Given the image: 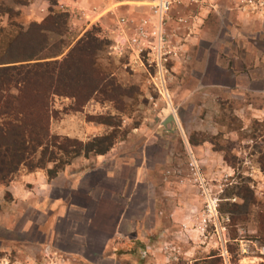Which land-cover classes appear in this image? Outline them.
I'll use <instances>...</instances> for the list:
<instances>
[{"label": "rangeland", "instance_id": "obj_1", "mask_svg": "<svg viewBox=\"0 0 264 264\" xmlns=\"http://www.w3.org/2000/svg\"><path fill=\"white\" fill-rule=\"evenodd\" d=\"M27 2L0 0V54L27 29ZM112 18L103 33L94 24L79 34L68 18L59 32L43 30L48 42L40 54L49 58L37 61L62 60L88 34L97 74L87 86L95 89L85 102L52 93L49 133L57 139L47 149L56 159L44 155L43 143L32 154L43 167L21 165L0 183V264L15 252L41 264L61 257L71 264H194L209 257L216 264H264V0H214L187 34L184 16L171 14L161 73L147 52L114 53ZM104 135L113 136L106 153L84 151ZM125 176L136 183L123 187ZM170 199L191 211L167 232V215L176 213L168 210ZM90 206V214L106 212L115 228L96 226L89 250L76 251L69 241L60 247L63 232L88 237ZM131 230L153 231L144 238L149 244L127 248Z\"/></svg>", "mask_w": 264, "mask_h": 264}, {"label": "trees", "instance_id": "obj_2", "mask_svg": "<svg viewBox=\"0 0 264 264\" xmlns=\"http://www.w3.org/2000/svg\"><path fill=\"white\" fill-rule=\"evenodd\" d=\"M66 20V12L50 7L45 19L31 22L24 32L12 38L6 50L0 54V183L2 184H7L21 165L30 170L43 167L44 163L41 160L35 162L32 158V154L36 152L34 149L42 146L43 143L44 155L49 154L50 159H56L54 152H49L47 149L51 145L55 146L52 140L57 139L49 133L50 115L47 109L49 96L55 92L66 93L74 96L76 102H85L94 92L95 88L87 86L97 74L93 67L94 60L91 58L94 50L91 48L92 39L87 37L88 34L85 33L86 37H80L62 60L37 61L49 58L40 54L46 49L48 42L43 30L59 32L60 27L65 26ZM11 86L16 92H13ZM112 137V135L96 137L85 144L84 151L104 154L113 144L110 139ZM206 140L208 139H202V141ZM67 142H69L68 138L61 147L64 153L68 151ZM189 142L193 145L197 143L191 136ZM73 153V157L79 154L76 149ZM60 162L59 160L55 165L58 167ZM52 173L54 174L53 170L48 171L50 178ZM217 260L216 257H209L195 261L194 264H216Z\"/></svg>", "mask_w": 264, "mask_h": 264}, {"label": "crops", "instance_id": "obj_3", "mask_svg": "<svg viewBox=\"0 0 264 264\" xmlns=\"http://www.w3.org/2000/svg\"><path fill=\"white\" fill-rule=\"evenodd\" d=\"M213 1L214 0H192V1L191 0H181L182 3L175 4L171 7L170 13L171 14L177 13V15L184 16V19L186 22L184 25L181 23L180 26H181V28L184 29L185 34H187L188 31H194L198 26H201V23L206 18V14L208 13L209 9L213 6ZM26 4H27V6H29L27 13L30 17L29 18L30 20H29L28 25L31 22H40L43 19H45V17L49 13L50 7H53L56 10L59 9V11L67 13L68 22L73 25V29L76 32L79 31V34H81L82 32H85V30H88V28L92 27L94 24H98L96 26H99L102 33H103L106 31L105 29L109 27V24L112 23V21H113L112 15L113 14L117 16L118 13L121 14V12L123 13L125 11H128V12H135L136 15H138L140 13V11L142 10L140 8L133 7L131 5H129V6L123 5V6H118L116 8H110L111 7V0H53V3L51 2V0H28V2ZM170 13H169V22L171 20V14ZM185 29H187V30H185ZM189 35H191V34H189ZM184 38H186V37L184 36L183 39ZM186 39H188V38H186ZM135 168L138 169V164H136ZM222 168H223L222 164L218 166V169H222ZM130 170H132V169H130ZM141 173H140V175H141ZM125 178H126V176L121 178V182ZM115 179L120 181L118 178H115ZM136 180H137V178L135 179L134 177H131V179H129V180L127 179L126 181H123L122 185H124L123 187H125V184L127 182L129 185L131 183L134 184V183H136V182H134ZM139 181L141 182V179L138 180V182ZM140 182H139V184H140ZM90 198H92V197H90ZM90 200L93 201L92 199H90ZM162 200H164L165 203H167L166 201L168 200V198L164 199V197H162ZM181 201L182 200L176 201V200L170 199V202L168 203V210H169V208L173 207L174 209H176V213H175V215H173V217H169V215H167V218L170 222L169 225L167 226V230H166L167 232L171 231V230L177 231V229L179 228V225L177 223H178V221H181L182 212L185 211L186 215H188L191 211V207H187L184 209H182V207H179L178 203H181ZM138 202L140 203L139 199H138ZM128 204H129V200L128 201L125 200L122 210L125 209V211H127L126 208H127ZM92 210H94V208H92V206L88 207V213ZM93 214H90L87 217L85 224H84V226H86V228H87V233H88L87 236L88 237L78 239V238L74 237V235H73L75 233L74 230L66 231V233L63 232L62 234L64 237L60 238V247L65 246V242L69 241V242L76 243V249H77L76 251L84 250V249L89 250V249L93 248L92 247V244H93L92 240H93V236L96 235V232H95L96 226L104 224V225L109 226V227L114 226V228H115V225L113 224V222L111 223L112 218L110 216H108V214L106 212L102 213L100 215L98 212L94 215ZM123 215L125 218L129 219V217H132L133 214H127V213L123 214L121 212L120 217L124 218ZM118 218H119V216L116 218L115 223L117 222ZM99 221H102V222L100 223ZM150 231L151 230H146L145 232H142L141 234H138L134 230L129 231V233L126 235V240H127L126 245H128L127 248H129V249L130 248L131 249H136V248L142 249V248H144L146 245L145 243L149 244L148 240H147V242L144 240V238H146L145 236H148V234L150 236L151 233H153V231L152 232H150ZM68 234L72 235V236H70V237L66 236ZM154 235H152L151 237H148V238L153 239ZM110 236H113V235H110ZM66 237H68V238L66 239ZM55 239H57L56 236H54L53 240H55ZM124 239H125V236H124ZM153 240H155V239H153ZM15 253L16 254L13 256V259H11L9 261V264H41V260L39 263H37V261L35 259H31L30 257H27V255H25V254L21 255L20 253H17V252H15ZM69 258L61 257L60 260H57V261L55 260V262H53V263H58V264H68L69 263V264H71ZM95 261H97V260H95ZM51 262H52V260H50V262H48V263L51 264ZM93 263H96V262H93ZM1 264H3V262H1ZM43 264H44V262H43ZM75 264H77V263H75Z\"/></svg>", "mask_w": 264, "mask_h": 264}, {"label": "built area", "instance_id": "obj_4", "mask_svg": "<svg viewBox=\"0 0 264 264\" xmlns=\"http://www.w3.org/2000/svg\"><path fill=\"white\" fill-rule=\"evenodd\" d=\"M180 3L181 0H111L110 8L131 5L142 9L137 17L130 16L128 12L116 16L114 53L129 50L139 56L147 52L151 57L150 63L161 73L162 61L167 54L165 46L169 42L166 32L169 13L173 5ZM179 21L185 23L181 18Z\"/></svg>", "mask_w": 264, "mask_h": 264}, {"label": "water", "instance_id": "obj_5", "mask_svg": "<svg viewBox=\"0 0 264 264\" xmlns=\"http://www.w3.org/2000/svg\"><path fill=\"white\" fill-rule=\"evenodd\" d=\"M171 117V118H170ZM169 118H167L166 120H165V122H168L170 119H172V116H170Z\"/></svg>", "mask_w": 264, "mask_h": 264}]
</instances>
